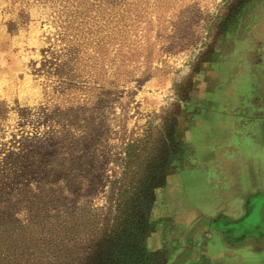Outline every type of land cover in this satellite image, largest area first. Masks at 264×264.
I'll use <instances>...</instances> for the list:
<instances>
[{
  "label": "rangeland",
  "instance_id": "374dc122",
  "mask_svg": "<svg viewBox=\"0 0 264 264\" xmlns=\"http://www.w3.org/2000/svg\"><path fill=\"white\" fill-rule=\"evenodd\" d=\"M88 20L61 41L51 0H0V264H264L215 233L264 199V0Z\"/></svg>",
  "mask_w": 264,
  "mask_h": 264
},
{
  "label": "trees",
  "instance_id": "16d2710c",
  "mask_svg": "<svg viewBox=\"0 0 264 264\" xmlns=\"http://www.w3.org/2000/svg\"><path fill=\"white\" fill-rule=\"evenodd\" d=\"M111 1V0H110ZM118 0H112L116 3ZM105 0H51V9L54 16H56V22L60 25L62 35L60 40L63 41L67 37H73L76 35L74 32L89 33L90 23H89V13H91L92 8H100ZM17 152H8V158L14 163H8V166L0 167V190L5 191L4 187H7L6 182L8 181L12 186H16V181L20 180L17 174L25 168L22 167L24 152L19 151L18 148H14ZM14 156V157H12ZM21 161V162H19ZM20 165V167H18ZM29 165L27 167L29 169ZM8 174V175H7ZM30 174H34V171H30ZM5 206V200L0 196V210Z\"/></svg>",
  "mask_w": 264,
  "mask_h": 264
},
{
  "label": "flooded vegetation",
  "instance_id": "af4514ba",
  "mask_svg": "<svg viewBox=\"0 0 264 264\" xmlns=\"http://www.w3.org/2000/svg\"><path fill=\"white\" fill-rule=\"evenodd\" d=\"M236 223L242 226L228 225L222 230L215 229V233L233 245L264 239V199L256 195L251 196L245 202L242 215Z\"/></svg>",
  "mask_w": 264,
  "mask_h": 264
}]
</instances>
